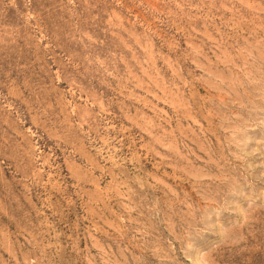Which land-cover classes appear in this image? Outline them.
I'll use <instances>...</instances> for the list:
<instances>
[{"label":"rangeland","instance_id":"1","mask_svg":"<svg viewBox=\"0 0 264 264\" xmlns=\"http://www.w3.org/2000/svg\"><path fill=\"white\" fill-rule=\"evenodd\" d=\"M0 264H264V0H0Z\"/></svg>","mask_w":264,"mask_h":264}]
</instances>
